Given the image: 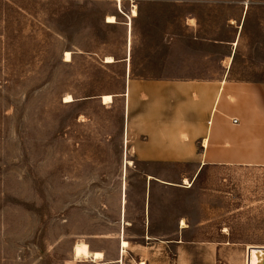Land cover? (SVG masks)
<instances>
[{"label":"rangeland","instance_id":"obj_1","mask_svg":"<svg viewBox=\"0 0 264 264\" xmlns=\"http://www.w3.org/2000/svg\"><path fill=\"white\" fill-rule=\"evenodd\" d=\"M221 59L264 83V0H0V264H246L264 167L146 166L125 136L128 73L214 77Z\"/></svg>","mask_w":264,"mask_h":264},{"label":"crops","instance_id":"obj_2","mask_svg":"<svg viewBox=\"0 0 264 264\" xmlns=\"http://www.w3.org/2000/svg\"><path fill=\"white\" fill-rule=\"evenodd\" d=\"M192 39L224 43L198 33ZM221 60L215 67L223 73L214 77L127 74L125 136L137 162L196 167V177L209 166L264 167V83L233 79V64Z\"/></svg>","mask_w":264,"mask_h":264},{"label":"bare ground","instance_id":"obj_3","mask_svg":"<svg viewBox=\"0 0 264 264\" xmlns=\"http://www.w3.org/2000/svg\"><path fill=\"white\" fill-rule=\"evenodd\" d=\"M134 16H136V12H134ZM108 23L109 24L116 23V18L113 17V16H110L108 18ZM71 60H72V55L69 52H67L66 55H65V62H71ZM105 63H107V64H113L114 63V60H113V58L108 57L105 60ZM102 101H103V104L104 105H110V104L113 103L114 99H113V96H104V97H102ZM64 102L66 104H71V103L74 102V99H73L72 96L69 95V96L66 97V99H65ZM131 164L132 163L129 162L128 165H131ZM185 185H190V183L185 180ZM182 226L183 227L185 226V223L184 222L182 223ZM250 248H252V247H250ZM250 248H248V249H250ZM248 249H247V253H248ZM73 254H74V258L76 260H78V261H81L82 259H89V258H91L94 261H101L104 258L103 253H101V252H93L92 253L90 251V248L88 247V245L87 244H83V243H79V244H77L74 247ZM252 262L254 264V262H255L254 261V258H253ZM142 264H144V263H142ZM246 264H248V257H247Z\"/></svg>","mask_w":264,"mask_h":264},{"label":"water","instance_id":"obj_4","mask_svg":"<svg viewBox=\"0 0 264 264\" xmlns=\"http://www.w3.org/2000/svg\"><path fill=\"white\" fill-rule=\"evenodd\" d=\"M247 257L248 264H253V258L254 264H264V247H252L248 249Z\"/></svg>","mask_w":264,"mask_h":264},{"label":"built area","instance_id":"obj_5","mask_svg":"<svg viewBox=\"0 0 264 264\" xmlns=\"http://www.w3.org/2000/svg\"><path fill=\"white\" fill-rule=\"evenodd\" d=\"M237 122H238L237 120H233V123H234V124H237Z\"/></svg>","mask_w":264,"mask_h":264},{"label":"trees","instance_id":"obj_6","mask_svg":"<svg viewBox=\"0 0 264 264\" xmlns=\"http://www.w3.org/2000/svg\"><path fill=\"white\" fill-rule=\"evenodd\" d=\"M149 77V76H148Z\"/></svg>","mask_w":264,"mask_h":264}]
</instances>
